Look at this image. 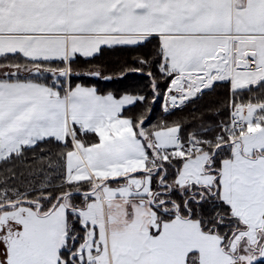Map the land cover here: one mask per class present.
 <instances>
[{
	"label": "snow or ice",
	"instance_id": "snow-or-ice-1",
	"mask_svg": "<svg viewBox=\"0 0 264 264\" xmlns=\"http://www.w3.org/2000/svg\"><path fill=\"white\" fill-rule=\"evenodd\" d=\"M148 45L120 68L147 93L77 82L112 79L81 61ZM218 84L214 126H149L161 97L171 113ZM259 89L264 0H0V163L61 148L55 175L0 179V264H264Z\"/></svg>",
	"mask_w": 264,
	"mask_h": 264
},
{
	"label": "trees",
	"instance_id": "trees-1",
	"mask_svg": "<svg viewBox=\"0 0 264 264\" xmlns=\"http://www.w3.org/2000/svg\"><path fill=\"white\" fill-rule=\"evenodd\" d=\"M152 50V45L137 49L135 52L128 50H106L103 55L93 59L90 63L81 61L78 65V70L86 72L90 68L99 66L105 75L111 76L112 79L91 78L81 76L77 82L84 83L89 86H95L101 93L112 92L117 96L123 94H140L149 91L148 78L140 74H128L121 77L120 68L124 63H131L133 57L137 54H147ZM164 81L161 83V88L164 87ZM264 92V89L254 90L251 93L245 92L247 96L259 95ZM227 95L226 85H217L213 90H206L204 94L192 103H189L182 110H175L171 113L162 111L161 97L152 105L150 115V125H154L160 121L167 120L181 121L184 125L185 134L187 132L198 130L201 127L214 126L220 120L227 117V113L222 110V105ZM151 98V97H150ZM144 105L137 104L135 107H130L125 110V115L139 113L144 109ZM219 111V115L217 112ZM61 148L53 141L51 143H42L34 151L29 150L25 153V162L14 161L11 163H0V179L12 169L17 171V181L21 179L20 172H24L23 179L25 182L31 180L37 182L42 178V174L55 175L49 168V163L55 165L58 160V153ZM43 154V155H42ZM29 168L33 175H29Z\"/></svg>",
	"mask_w": 264,
	"mask_h": 264
},
{
	"label": "water",
	"instance_id": "water-1",
	"mask_svg": "<svg viewBox=\"0 0 264 264\" xmlns=\"http://www.w3.org/2000/svg\"><path fill=\"white\" fill-rule=\"evenodd\" d=\"M94 79H97V78H94Z\"/></svg>",
	"mask_w": 264,
	"mask_h": 264
}]
</instances>
